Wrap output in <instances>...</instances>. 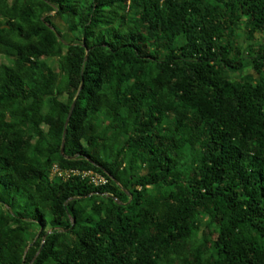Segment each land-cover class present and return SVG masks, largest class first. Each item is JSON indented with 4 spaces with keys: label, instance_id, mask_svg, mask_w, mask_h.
Listing matches in <instances>:
<instances>
[{
    "label": "trees",
    "instance_id": "obj_1",
    "mask_svg": "<svg viewBox=\"0 0 264 264\" xmlns=\"http://www.w3.org/2000/svg\"><path fill=\"white\" fill-rule=\"evenodd\" d=\"M256 34L264 0H0V264H264Z\"/></svg>",
    "mask_w": 264,
    "mask_h": 264
},
{
    "label": "rangeland",
    "instance_id": "obj_2",
    "mask_svg": "<svg viewBox=\"0 0 264 264\" xmlns=\"http://www.w3.org/2000/svg\"><path fill=\"white\" fill-rule=\"evenodd\" d=\"M52 21L54 24L59 28L60 32L62 33L63 40L66 44H70L73 42H78L77 40L81 39V33H73L67 25L64 23V21L57 16L55 13L52 14ZM243 31L240 32V37H239V45L242 49L243 53H246L249 48V43L245 42L244 37H243ZM254 46H263L264 45V36L261 34H256L254 36V39L250 42ZM2 62H7V60L2 59ZM49 64L57 71V60L52 59L49 60ZM245 67L240 70V71H232V72H227L226 76L231 79L232 81H236L237 79L241 78L244 80L252 81L254 83H257L259 80V77L255 74L253 68L250 66L248 63V60L244 62ZM51 177V175H50ZM51 179H55L52 178ZM204 227V225H203Z\"/></svg>",
    "mask_w": 264,
    "mask_h": 264
},
{
    "label": "built area",
    "instance_id": "obj_3",
    "mask_svg": "<svg viewBox=\"0 0 264 264\" xmlns=\"http://www.w3.org/2000/svg\"><path fill=\"white\" fill-rule=\"evenodd\" d=\"M52 178H59L63 181L68 180L71 177L79 176L83 180H87L90 184L98 187L105 186L109 183L107 176L95 171H78V170H64L58 165H53L50 171Z\"/></svg>",
    "mask_w": 264,
    "mask_h": 264
}]
</instances>
